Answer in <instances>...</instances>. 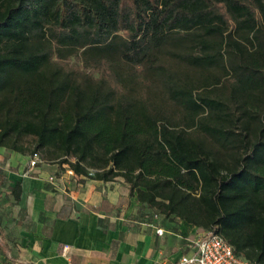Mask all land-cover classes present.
I'll list each match as a JSON object with an SVG mask.
<instances>
[{
	"label": "trees",
	"instance_id": "obj_1",
	"mask_svg": "<svg viewBox=\"0 0 264 264\" xmlns=\"http://www.w3.org/2000/svg\"><path fill=\"white\" fill-rule=\"evenodd\" d=\"M0 148L264 264V0H0Z\"/></svg>",
	"mask_w": 264,
	"mask_h": 264
},
{
	"label": "crops",
	"instance_id": "obj_2",
	"mask_svg": "<svg viewBox=\"0 0 264 264\" xmlns=\"http://www.w3.org/2000/svg\"><path fill=\"white\" fill-rule=\"evenodd\" d=\"M27 159L15 152L6 164L9 173L1 176L9 181L10 194L21 182L20 200L10 197L23 220L0 222V264H179L207 233L180 219L158 224L149 210L141 220V205L122 178L78 177L68 166L61 170L46 162L27 170ZM65 245L67 253L62 252Z\"/></svg>",
	"mask_w": 264,
	"mask_h": 264
},
{
	"label": "built area",
	"instance_id": "obj_3",
	"mask_svg": "<svg viewBox=\"0 0 264 264\" xmlns=\"http://www.w3.org/2000/svg\"><path fill=\"white\" fill-rule=\"evenodd\" d=\"M37 156V155H35ZM30 170L36 168V161H30ZM92 174V173H91ZM163 229H157V234L163 235ZM193 247L195 251L191 256H184L179 264H251L250 261L235 253V249L217 232L207 231L200 236ZM70 247L65 245L62 252L67 253Z\"/></svg>",
	"mask_w": 264,
	"mask_h": 264
},
{
	"label": "rangeland",
	"instance_id": "obj_4",
	"mask_svg": "<svg viewBox=\"0 0 264 264\" xmlns=\"http://www.w3.org/2000/svg\"><path fill=\"white\" fill-rule=\"evenodd\" d=\"M26 145L28 144H33V140L32 139H27L24 142ZM15 153V151H10L7 150L5 148H0V156L3 158L0 160V222H3L4 224H16L19 221L23 220V216L22 214H18L16 213V207H15V202L14 200H12V198L10 197L11 194L9 193L10 191V187L8 186L9 181L3 180L1 178V176L3 175V172H7V174L9 173V168L7 167V163L10 160V156L13 155ZM17 153V152H16ZM34 159L36 161V168H41L43 166V163L40 159V157L37 156H31L28 155V167L27 170H30V161ZM35 168V169H36ZM68 168V167H67ZM12 169H17V165L14 163V166ZM72 175V174H71ZM48 186L51 187L50 183H48ZM141 207V206H140ZM139 207V211H138V218H140L141 220L145 219L144 218V214L145 211H141V208ZM137 217V215H136ZM151 219H153V221H156V223L158 224H162L164 222H166V219L163 217V215H159L156 214V216L154 214L151 215ZM15 244H21L18 240L16 241Z\"/></svg>",
	"mask_w": 264,
	"mask_h": 264
}]
</instances>
